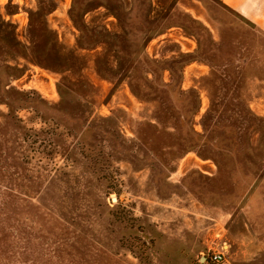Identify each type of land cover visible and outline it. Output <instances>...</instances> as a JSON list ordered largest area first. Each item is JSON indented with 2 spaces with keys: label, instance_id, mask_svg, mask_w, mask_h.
Instances as JSON below:
<instances>
[{
  "label": "rangeland",
  "instance_id": "374dc122",
  "mask_svg": "<svg viewBox=\"0 0 264 264\" xmlns=\"http://www.w3.org/2000/svg\"><path fill=\"white\" fill-rule=\"evenodd\" d=\"M263 158L264 0H0V264H264Z\"/></svg>",
  "mask_w": 264,
  "mask_h": 264
},
{
  "label": "trees",
  "instance_id": "16d2710c",
  "mask_svg": "<svg viewBox=\"0 0 264 264\" xmlns=\"http://www.w3.org/2000/svg\"><path fill=\"white\" fill-rule=\"evenodd\" d=\"M41 13V15L44 13L43 11H40ZM77 22V21H76ZM75 23V22H74ZM191 23H193L194 24V26L193 27H191ZM77 25V24H76ZM188 27H186V29H187V31H188V33H190V34H195L196 35V37L198 36V38H197V42L199 41V42H203V43H205L206 44V39H205V36H207V37H209V34H208V31L206 30V29H204L202 26H201V24L200 23H198V22H196V21H192V20H190V21H188ZM153 27H151V28H149V30H148V32L146 33L147 34V37H148V39H150V38H152L154 35H155V29L154 30H150V29H152ZM78 29H79V31H80V36L82 35V38L84 39V37L86 36V38H87V40L88 41H95V39L96 38H92L93 36H94V32L92 33V30H89V29H87V28H84V26H83V24L82 23H79L78 24ZM154 31V32H153ZM103 33H107L106 31H104ZM108 35H110V34H107V35H105V36H107V38H104V40L103 41H98V43H104V44H106L107 42V40H108V38L109 37H111V35L108 37ZM105 36H102V37H105ZM99 37V36H98ZM115 37H122L121 35H116L115 34ZM125 41H126V43L128 42L127 40H126V38H125ZM203 43L201 44H199L198 43V45H200V52H199V55L200 56H203V55H205L206 53H207V51L206 50H209V48H207V46H206V48H204L203 47ZM116 49L117 50H119V52L121 51L124 55L125 54H127L126 52H125V50L122 48V47H116ZM133 49V44H132V48H130V46H129V52H128V55H129V57L132 59V60H130V62H129V66L125 69L126 70V72L128 71V72H131L132 70L133 71H135V72H137V70H136V68H135V65L137 64L138 66H146V69L149 71V73L153 76V78H160V74L163 72V71H168L169 72V74H170V84H167V86L168 87H170V88H175V89H177L178 88V85H179V72H180V69H181V67L179 68L178 66H182V63H184L185 61H177V60H171V61H162V62H158V61H155V60H152V59H149L148 57H147V55H145V53L143 52V47L141 46V45H138L136 48H134V51L132 50ZM25 53L27 54L28 53V49L26 48L25 49ZM197 54V53H196ZM24 56H25V54H24ZM136 56V57H135ZM199 56V57H200ZM190 59H193L192 57V55H190V56H188ZM138 81H143V80H141V79H139ZM160 81V80H159ZM133 83L134 82H131L130 84H129V86L131 87V92L132 93H134L133 92ZM147 83V82H146ZM230 84V82H227L226 83V86H228ZM129 87V88H130ZM231 89H229V91H230ZM171 91V90H170ZM196 106H197V103L195 104V106H193V108H190V110L187 112L188 114H193L196 110ZM182 116V115H181ZM183 117V116H182ZM249 128H251V127H249ZM205 130H208V131H212V130H215V126H209L208 128H206ZM196 136H197V134H195ZM187 140H189L188 142H187ZM194 142V137L192 136L190 139H188V137L186 138V140H185V143H184V145L185 144H190V142ZM206 141H208L209 142V139L207 138V140ZM233 143V142H232ZM236 146V145H235ZM260 146H262V145H260ZM234 147V146H233ZM264 159V158H263ZM112 186V185H111ZM114 187V186H113ZM113 187H110L111 189H114ZM109 188V187H108ZM109 188V189H110ZM110 189V190H111ZM121 210H122V212H121V214L119 215V216H122L125 212H127V213H130L129 211H127L126 209H124L123 208V206H121ZM124 212V213H123ZM143 246H144V244H143Z\"/></svg>",
  "mask_w": 264,
  "mask_h": 264
},
{
  "label": "built area",
  "instance_id": "2783aa9c",
  "mask_svg": "<svg viewBox=\"0 0 264 264\" xmlns=\"http://www.w3.org/2000/svg\"><path fill=\"white\" fill-rule=\"evenodd\" d=\"M209 264H223L225 255L222 251L209 252L205 258Z\"/></svg>",
  "mask_w": 264,
  "mask_h": 264
},
{
  "label": "crops",
  "instance_id": "0c3cea01",
  "mask_svg": "<svg viewBox=\"0 0 264 264\" xmlns=\"http://www.w3.org/2000/svg\"><path fill=\"white\" fill-rule=\"evenodd\" d=\"M228 247H229V246H227V248H228ZM227 248L224 249L223 246H221V250H220V251H222V252L224 253V255H225ZM261 256H262V253L258 255V257H261ZM224 262H225V261H224Z\"/></svg>",
  "mask_w": 264,
  "mask_h": 264
}]
</instances>
